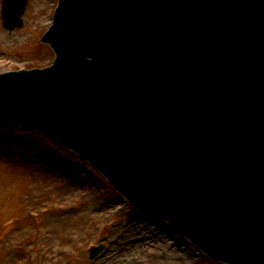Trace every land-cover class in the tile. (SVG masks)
Returning a JSON list of instances; mask_svg holds the SVG:
<instances>
[{
	"label": "water",
	"instance_id": "obj_1",
	"mask_svg": "<svg viewBox=\"0 0 264 264\" xmlns=\"http://www.w3.org/2000/svg\"><path fill=\"white\" fill-rule=\"evenodd\" d=\"M25 6L3 2L5 28ZM41 41L50 67L0 74V124L74 151L215 260L264 264V0H59Z\"/></svg>",
	"mask_w": 264,
	"mask_h": 264
},
{
	"label": "rangeland",
	"instance_id": "obj_2",
	"mask_svg": "<svg viewBox=\"0 0 264 264\" xmlns=\"http://www.w3.org/2000/svg\"><path fill=\"white\" fill-rule=\"evenodd\" d=\"M2 1L0 73L50 65L54 55L40 43V37L51 24L57 0H48L43 9H36L34 0H27L23 27L10 32L2 28ZM42 15L46 18L42 19ZM31 185H39L32 201L27 197ZM64 185L79 194L67 196L71 203L66 207L56 204L63 201L59 191ZM42 189H47L46 194ZM103 210L108 211L107 215H102ZM58 216L69 218L59 220ZM126 218L130 222L125 225L124 236H120L113 228ZM63 221L68 232L81 237L68 242L65 231L54 234L53 243L67 249L63 256L66 263L148 264L145 251L159 252L156 235L164 234L165 241L177 254L191 259V264H221L174 234L167 224L132 208L100 173L72 152L33 131L0 126V244L12 231L30 227L23 234L20 248L12 250L9 262L3 260L4 248L0 246V264H60L44 254L38 238L40 224ZM92 246L104 247L95 260L88 259ZM157 264L170 263L165 256Z\"/></svg>",
	"mask_w": 264,
	"mask_h": 264
},
{
	"label": "bare ground",
	"instance_id": "obj_3",
	"mask_svg": "<svg viewBox=\"0 0 264 264\" xmlns=\"http://www.w3.org/2000/svg\"><path fill=\"white\" fill-rule=\"evenodd\" d=\"M34 4L40 9L43 8H47V0H34ZM42 19L46 18V15H42L41 16ZM39 185H31L30 188V192L27 194V197L30 201H32L33 199H35V193L37 191ZM43 194H46L47 189H42L40 190ZM76 190L69 186V185H64L60 191H59V196H62L63 201L58 202L56 204H59L62 207H66L67 205H69L71 203L70 198L67 196H74V197H78L79 194L77 192H75ZM73 197V198H74ZM105 210V209H104ZM103 210V211H104ZM108 211H104L102 212V215H107ZM78 214V212H77ZM87 212L85 211L84 215L86 216ZM69 218V216H58L59 220H65ZM81 217H79L80 219ZM127 222H130V219H125L122 224L120 225H115L113 230H115L117 233H119L120 236H124V231H125V225H127ZM65 222H61V223H56V224H52V225H42L40 224V230H39V244H41V247L44 248V254H47L49 256H51L53 259H56L57 262H59L60 264H74L72 263H66L63 261V256L64 254L67 253V249L65 247H59L58 245L53 243L54 240V234L58 233V231L63 232L65 231V233H68V242L70 240L72 241H79L81 240V237L79 235L75 236V234L69 230V232L67 231L68 228L65 226ZM30 228V227H29ZM29 228L23 229V230H15L12 231L11 233H9V235L6 236V238L3 240V242L0 244V246H2L4 248V252H3V260L6 262H9L8 258L11 257L12 254V250L13 249H19L20 245L19 243L21 242V240L23 239V234L25 233V230L28 231ZM161 234V233H160ZM159 234L156 235L157 240H158V245H159V252H150L148 250H146L145 252V257H147V262L148 264H157V262L162 260V257H165L168 259V262L170 264H191V259H188L185 256H180L179 254H177V250H174L172 248V245H169L166 241H165V236L164 234L161 236H158ZM144 255V254H143ZM142 263V262H141Z\"/></svg>",
	"mask_w": 264,
	"mask_h": 264
}]
</instances>
